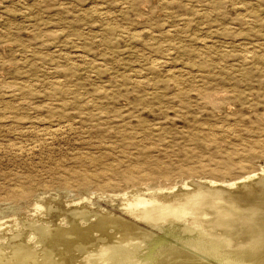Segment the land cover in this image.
Masks as SVG:
<instances>
[{"label": "rangeland", "instance_id": "374dc122", "mask_svg": "<svg viewBox=\"0 0 264 264\" xmlns=\"http://www.w3.org/2000/svg\"><path fill=\"white\" fill-rule=\"evenodd\" d=\"M259 56L264 0H0V237L31 241L47 204L86 201L168 240L121 214L122 195L264 167L257 149L244 168L217 164L264 139ZM144 163L162 167L110 172Z\"/></svg>", "mask_w": 264, "mask_h": 264}, {"label": "bare ground", "instance_id": "6f19581e", "mask_svg": "<svg viewBox=\"0 0 264 264\" xmlns=\"http://www.w3.org/2000/svg\"><path fill=\"white\" fill-rule=\"evenodd\" d=\"M210 136L205 135L204 141L211 143L214 139ZM246 148L237 162L225 155L217 164L224 169L244 168L255 149L264 153V139ZM149 167L144 163L122 171L114 167L110 172L132 180L137 175H151L162 166L155 163ZM261 167L227 184L191 181V185L183 183L182 189L172 187L147 198L139 191L122 195L126 199H119L121 214L150 231L163 233L168 240H155L149 231L105 209L85 207L86 201L77 202L73 209L64 208L63 203V208L55 209L47 204L48 213L53 214L50 221L26 225L31 241L25 238L27 231L0 237V264H264V181L256 183L264 175ZM86 177L68 178L84 183ZM18 191L27 192L22 186Z\"/></svg>", "mask_w": 264, "mask_h": 264}]
</instances>
